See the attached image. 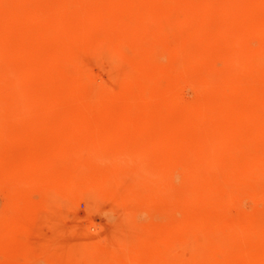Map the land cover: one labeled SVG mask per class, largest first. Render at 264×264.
I'll use <instances>...</instances> for the list:
<instances>
[{"label":"rangeland","instance_id":"374dc122","mask_svg":"<svg viewBox=\"0 0 264 264\" xmlns=\"http://www.w3.org/2000/svg\"><path fill=\"white\" fill-rule=\"evenodd\" d=\"M156 47L166 55H148ZM205 52L210 63L198 58ZM263 64L264 0H0V264L263 262L264 236L245 226L263 222L264 199L231 203L225 215L203 208L251 186L241 171L264 175L256 165L264 157ZM206 76L209 86H201ZM30 153L41 173L24 189L14 174ZM161 179L167 184L155 185ZM156 191H167V215ZM195 218L205 228L214 219L213 231L177 225Z\"/></svg>","mask_w":264,"mask_h":264},{"label":"bare ground","instance_id":"6f19581e","mask_svg":"<svg viewBox=\"0 0 264 264\" xmlns=\"http://www.w3.org/2000/svg\"><path fill=\"white\" fill-rule=\"evenodd\" d=\"M47 8V7H46ZM48 17V16H47ZM152 17V16H151ZM180 22V21H179ZM181 22H182V20H181ZM180 22V23H181ZM243 23V22H242ZM262 23V22H261ZM132 25V24H131ZM223 25V24H222ZM222 27V26H221ZM257 27V26H256ZM262 27V26H261ZM39 28V27H38ZM251 28H252V25H251ZM257 29H258V27H257ZM254 30L255 31V34H256V32L258 33H261L262 31L261 30ZM206 32V31H205ZM248 33V32H247ZM252 34H253V32H252ZM92 35V34H91ZM128 35V34H127ZM219 35V34H218ZM99 36V35H98ZM213 36V35H212ZM216 37V36H215ZM40 38V37H39ZM39 38H37V39H39ZM30 39V38H29ZM89 40V39H88ZM108 40V39H107ZM37 41H39V40H37ZM50 41V40H49ZM249 41V40H248ZM262 41V40H261ZM29 42V41H28ZM217 42V41H216ZM49 43V42H48ZM105 43V42H104ZM106 45V44H105ZM46 46V45H45ZM105 47V46H104ZM119 47V46H118ZM126 47V46H125ZM213 47V46H212ZM243 48V47H242ZM248 48H249V46H248ZM43 49V48H42ZM112 49H113V47H112ZM116 50V49H115ZM198 50V49H197ZM183 51V50H182ZM214 51V50H213ZM242 52H243V49L241 50ZM192 52V51H191ZM94 53V52H93ZM239 53H241V52H239ZM148 55H152V57H154V56H158V57H163L164 55H166V53H165V48L164 49H162V48H159V47H156V48H152L151 50H150V54H148ZM214 55V54H213ZM232 55V54H231ZM241 55V54H240ZM192 56V55H191ZM196 56L198 57V55L196 54ZM215 56V55H214ZM95 57V56H94ZM120 57V56H119ZM236 57V56H235ZM234 57V59H236ZM237 57H238V55H237ZM143 58V57H142ZM151 58V57H150ZM188 58H190V60H191V57L190 56H188ZM193 58V57H192ZM195 58V57H194ZM200 60L203 58L204 59V61H205V59L206 58H208L209 59V63H210V54H208V52L206 53L205 52V54H204V56H202V55H199V57H198ZM232 58V57H231ZM230 58V59H231ZM243 58V57H242ZM49 59V58H48ZM59 59V58H58ZM134 59V58H133ZM196 59V58H195ZM202 59V60H203ZM208 59H207V61H208ZM229 59V58H228ZM233 59V58H232ZM231 59V60H232ZM237 59H239V58H237ZM54 60V59H53ZM201 60V61H202ZM241 60V59H240ZM80 61V60H79ZM197 61V60H196ZM239 61V60H238ZM257 61V60H256ZM256 61H255V63L254 62H249L250 64H249V66H254V65H256ZM260 61V60H259ZM120 62V61H119ZM195 62V61H194ZM79 63V62H78ZM190 63V62H189ZM237 63V62H236ZM208 64V63H207ZM211 65V64H210ZM248 64H246V66H247ZM257 65H258V63H257ZM208 66V65H207ZM206 66V67H207ZM262 66V68H261V70H263L264 71V64L263 65H261ZM7 67H9V66H7ZM208 67H210V66H208ZM216 67V66H215ZM67 68V67H66ZM242 68V67H241ZM245 68V67H244ZM248 68H250V67H246V69H248ZM257 68V67H256ZM55 69V68H54ZM72 69V68H71ZM209 69V68H208ZM211 69V68H210ZM236 69V68H235ZM240 69V68H239ZM213 70H215V69H213ZM249 70V69H248ZM251 70V69H250ZM136 71V70H135ZM64 72V71H63ZM211 72H212V70H211ZM247 72H249V71H247ZM251 72V71H250ZM16 73V72H15ZM19 73V72H18ZM52 73V72H51ZM129 73V72H128ZM127 73V74H128ZM206 73V72H205ZM41 74V73H40ZM73 74V73H72ZM160 74V73H159ZM210 74V73H209ZM234 74V73H233ZM70 75V74H69ZM199 75H201V74H199ZM205 75V74H204ZM218 75V74H217ZM238 75V74H237ZM115 76V75H114ZM210 76V75H209ZM263 76V75H262ZM261 76V77H262ZM158 75H156L155 77H152V78H149L148 80H145L144 81V89H142L143 91V93L145 94L146 92H148V90H150L149 89V87L151 86V84L154 82V81H157L158 80ZM224 77H225V75H224ZM238 77V76H237ZM264 77V76H263ZM199 78V77H198ZM209 77L208 76H206V77H204L203 79H200L201 81H200V85L201 86H209L208 84H209V79H208ZM225 78H227V77H225ZM224 78V79H225ZM229 78V77H228ZM234 78V77H233ZM44 79V78H43ZM135 79V78H134ZM217 79V78H216ZM221 79H223V78H221ZM3 80V79H2ZM136 80V79H135ZM227 80V79H226ZM235 80V79H234ZM262 81H264V79L262 78L261 79ZM245 81V80H244ZM53 82V81H52ZM131 82V81H130ZM157 82H160V81H157ZM178 82V81H177ZM227 82V81H226ZM248 82V81H247ZM128 83V82H127ZM246 83V82H245ZM48 84V83H47ZM217 84V83H216ZM219 84H220V82H219ZM237 84V83H236ZM244 84V83H243ZM254 84V83H253ZM191 85V84H190ZM218 85V84H217ZM231 85V84H230ZM241 85V84H240ZM48 86V85H47ZM236 86V85H235ZM193 87H194V85H193ZM228 87V86H227ZM249 87V86H248ZM254 88V87H253ZM260 88V87H259ZM8 89V88H7ZM198 89V88H197ZM230 89V88H229ZM244 89V88H243ZM257 89V88H256ZM14 90V89H13ZM250 90H252V88L250 89ZM249 90V92H251ZM258 90V89H257ZM260 90V89H259ZM259 90H258V92H259ZM254 91V90H253ZM256 91V90H255ZM262 91V90H261ZM9 92V91H8ZM23 92V91H22ZM46 92V91H45ZM248 92V91H247ZM247 92H244V93H247ZM7 94V93H6ZM29 94V93H28ZM143 94V95H144ZM260 94V93H259ZM171 95V94H170ZM176 95V94H175ZM248 94H246V96H247ZM249 95H250V93H249ZM256 95H257V92H256ZM10 96V95H9ZM228 96V95H227ZM261 95H259L258 97H260ZM250 97H253V96H250ZM256 97V96H255ZM257 97V98H258ZM241 98H243V97H241ZM34 99V98H33ZM37 99V98H36ZM230 99V98H229ZM244 99V98H243ZM260 99V98H259ZM225 101V100H224ZM223 101V102H224ZM246 101V100H245ZM178 102V99L176 98V96H173V98L170 100V105L168 106V108L170 109V110H175V105H176V103ZM232 102V101H231ZM226 104V103H225ZM15 106H16V104H15ZM166 106V105H165ZM220 106H222V105H220ZM247 106V105H246ZM213 107V106H212ZM218 107V106H217ZM261 107V106H260ZM260 107H259V109H260ZM263 107V106H262ZM262 107H261V109H262ZM4 108V107H3ZM197 108V107H196ZM236 108H238V107H236ZM241 108V107H240ZM264 108V107H263ZM88 109V108H87ZM194 110H195V107L193 108ZM192 109V110H193ZM260 109V110H261ZM211 110V109H210ZM247 110V109H246ZM256 110V109H255ZM263 110V109H262ZM185 111V110H184ZM222 111V110H221ZM237 111V110H236ZM193 112V111H192ZM191 112V113H192ZM239 112V111H238ZM248 112V111H247ZM250 112V111H249ZM185 113V112H184ZM213 113V112H212ZM235 113V112H234ZM245 113V112H244ZM17 114V113H16ZM248 114V113H247ZM251 114V113H250ZM254 114V113H253ZM252 114V115H253ZM257 114V113H256ZM198 115H199V113H198ZM249 115V114H248ZM127 116V115H126ZM131 116V115H130ZM244 116H245V114H244ZM247 116V115H246ZM159 117V116H158ZM242 117V116H241ZM198 118V117H197ZM200 119H201V117H200ZM198 120V119H197ZM253 120V119H252ZM262 121V120H261ZM39 122V121H38ZM123 122V121H122ZM181 122V124H184L182 121H180ZM200 122H202V121H200ZM229 122V121H228ZM125 123V122H124ZM130 123V122H129ZM41 124V123H40ZM127 124V123H126ZM129 125V124H128ZM262 125H263V127H264V121L262 122ZM261 125V126H262ZM185 126V125H184ZM193 127V126H192ZM33 128H35L36 129V126L34 125L33 126ZM50 128V127H49ZM68 128V127H67ZM120 128V127H119ZM123 128V127H122ZM156 128V127H155ZM154 128V129H155ZM176 128V127H175ZM257 127H255V129H256ZM113 129H115V128H113ZM125 129H129V128H125ZM77 130V129H76ZM122 130V129H121ZM120 130V131H121ZM194 130V129H193ZM253 130V128L251 129V131ZM259 130V131H258ZM258 134H260V137H264V128L262 129H259L258 128ZM68 131V130H67ZM81 131H83V130H81ZM108 131V130H107ZM241 131V130H240ZM249 131V130H248ZM248 131H246L247 132V134L250 132H248ZM109 132H111L110 130H109ZM108 132V133H109ZM242 132H243V130H242ZM245 132V131H244ZM108 133H107V135H108ZM169 133V132H168ZM241 133V132H240ZM23 134V133H22ZM66 134V133H65ZM104 134V133H103ZM244 134V133H243ZM246 134V135H247ZM250 134V133H249ZM254 134V133H253ZM252 134V135H253ZM62 135V134H61ZM81 135V134H80ZM56 136V135H55ZM82 136V135H81ZM102 136V135H101ZM243 136V135H242ZM53 137V136H52ZM52 137L50 136V140H52ZM70 137V136H69ZM83 137H85V135H83ZM103 137V136H102ZM167 137H169L168 135H167ZM213 137V136H212ZM245 137H248V136H245ZM250 137V136H249ZM72 138V137H71ZM79 138V137H78ZM90 138V137H89ZM106 140H104L103 138H102V140H104V141H101L99 144H103V142H107V140H108V137L106 136ZM164 138V137H163ZM34 139V138H33ZM53 139H54V137H53ZM81 139L83 140L84 138H82L81 137ZM80 138H79V140H81ZM88 139V138H87ZM91 139V138H90ZM97 139H100V138H95V141L97 140ZM209 139V138H208ZM219 139V138H218ZM242 139V138H241ZM241 139H240V141H241ZM250 139L251 138H249V141H250ZM39 140V139H38ZM62 140H64V139H62ZM65 140H67L66 138H65ZM74 140V139H73ZM72 140V141H73ZM77 140V139H76ZM75 140V141H76ZM81 140V141H82ZM244 140V139H243ZM256 140V139H255ZM61 141V140H60ZM68 141V140H67ZM84 141H87V140H84ZM218 141V140H217ZM245 141V140H244ZM70 143H71V140L69 141ZM222 142V141H221ZM220 142V143H221ZM60 143V142H59ZM69 143V144H70ZM238 143V142H237ZM251 143V142H250ZM66 144V143H65ZM68 144V143H67ZM101 144V145H102ZM241 144H243V143H241ZM241 144H236L237 146H239V145H241ZM94 146V145H93ZM97 145L95 144V146L94 147H96ZM236 146V147H237ZM243 147H245L244 145H242ZM55 147V146H54ZM58 147V146H57ZM56 147V148H57ZM65 147H67V146H65ZM206 147V146H205ZM214 147V146H213ZM63 148H64V145H63ZM240 148V147H239ZM61 149V148H60ZM28 150V149H27ZM50 150V149H49ZM54 150H56V149H54ZM69 150V149H68ZM215 150V149H214ZM62 151V150H61ZM35 152V151H34ZM57 152V151H56ZM59 152V151H58ZM64 152V151H63ZM62 152V153H63ZM182 152V151H181ZM39 153V152H38ZM83 153H85V152H83ZM88 153H90V151L88 152ZM88 153H86V156H87V154ZM149 153V152H148ZM31 155H29V158L24 162V166H23V168L21 167V169L19 170V171H17L16 172V174H14L15 175V180L18 182V183H21V184H23L24 186H25V188L24 189H27L29 186H30V188L32 189V187H34V186H36V185H38L37 183H38V174H39V172H40V167H39V164H38V162H37V160H34L31 156H32V153H30ZM57 154V153H56ZM59 154V153H58ZM57 154V155H58ZM69 154H71V153H69ZM150 154V153H149ZM209 154H211V152L209 153ZM28 155V154H27ZM33 155H35V154H33ZM72 156H74V154H71ZM89 155V154H88ZM140 155V154H139ZM175 155V154H174ZM212 155V154H211ZM232 155H233V153H232ZM239 155V154H238ZM51 156V155H50ZM61 156H62V154H61ZM61 156L59 155V157H60V159H61ZM65 156V155H64ZM63 156V157H64ZM66 156H67V153H66ZM65 156V157H66ZM98 156V155H97ZM164 157H162L163 159L165 158L166 159V157L168 156V155H166V157H165V155H163ZM48 157H49V154H48ZM64 157V158H65ZM85 157V156H84ZM84 157H81L82 159H84ZM91 156H89V158H90ZM95 157V156H94ZM154 157V156H153ZM208 157H210V156H208ZM207 157V158H208ZM227 157V156H226ZM233 157H236V156H233ZM43 158V157H42ZM64 158H62L61 160L62 161H64V160H66V159H64ZM70 158L71 157H69V160H70ZM88 158V159H89ZM91 158H93V157H91ZM91 158H90V160H91ZM97 158V157H96ZM98 158H100V157H98ZM159 158L160 159H162L160 156H159ZM159 158H154V159H159ZM213 158H214V156H213ZM232 158V157H231ZM237 158V157H236ZM241 158H243V157H241ZM56 159V158H55ZM94 159V158H93ZM164 159V161L165 162H167L168 161V159H167V161ZM203 159H205V157L203 156ZM235 159V158H234ZM251 159V158H250ZM254 159V161H255V159H256V157H254L253 158ZM67 160H68V158H67ZM84 160H86V158L84 159ZM202 160V159H201ZM208 160H210V158L208 159ZM235 160H237V159H235ZM246 160V162H247V158L245 159ZM61 161V162H62ZM78 161V159L76 158V161L75 162H77ZM159 161V160H158ZM232 161V160H231ZM231 161H230V163H231ZM244 160H242V162H243ZM253 161V160H252ZM17 162V161H16ZM57 162H59V160L57 161ZM70 162V161H69ZM79 162V161H78ZM81 162V161H80ZM83 162V161H82ZM91 162H93V161H91ZM234 162H236V161H234ZM240 162H241V160H240ZM43 163H45V162H43ZM97 163V162H96ZM95 163V164H96ZM159 163V162H158ZM168 163V162H167ZM229 163V164H230ZM233 163V162H232ZM239 163V162H238ZM255 163V162H254ZM254 163H252V164H254ZM63 164V163H62ZM148 164V163H147ZM162 164V163H161ZM160 164V165H161ZM177 164V163H176ZM189 164H192L191 162L190 163H188L186 166H185V168H184V171L183 172H188V169H189V167H190V165ZM204 164V163H203ZM228 164V163H227ZM228 164V165H229ZM244 164H245V161H244V163H243V166H244ZM16 165V164H15ZM168 165V164H167ZM170 165V164H169ZM174 165V164H173ZM235 165V164H234ZM234 165H233V169H234ZM241 166H242V164H240ZM248 165H249V162H248ZM256 165H260V167L261 166H263L264 167V157H259L258 158V161L256 162ZM101 166V165H100ZM156 166V165H155ZM240 166V169L242 168ZM245 166H246V164H245ZM244 166V167H245ZM253 167L255 166V164L254 165H252ZM43 167V166H42ZM141 167V166H140ZM146 167V166H145ZM161 167H162V169H163V165H161ZM161 167H159L160 169L158 170V171H160L161 170ZM171 168H172V166H170ZM192 167H194V165L192 164ZM231 167V166H230ZM248 168H249V166H247ZM76 168V167H75ZM156 168H157V166H156ZM232 168V167H231ZM87 169V168H86ZM116 169V168H115ZM131 169V168H130ZM139 169V168H138ZM165 169V168H164ZM175 169V168H174ZM250 169V168H249ZM105 170V169H104ZM147 170V169H146ZM150 170H151V168H150ZM154 170V169H153ZM239 170V169H238ZM246 170V169H245ZM257 170V169H256ZM95 171V170H94ZM103 171V170H102ZM165 171V170H164ZM174 171V170H173ZM173 171H172V173H173ZM13 172V171H12ZM107 172V171H106ZM105 172V173H106ZM112 172V171H111ZM121 172V171H120ZM123 172V171H122ZM134 172V171H133ZM144 172V171H143ZM154 173H153V175L155 174V171H153ZM163 171L161 170V173H162ZM175 172V171H174ZM245 172V171H244ZM243 171H241V174H240V178H242L243 179V182H242V184H245V183H248L249 182V184H250V181L252 180V182L253 183H251L252 185L251 186H248V188H240V187H237L238 189H232V190H227L225 193H224V195L216 202V203H214V204H209L210 206L211 205H213V206H211V209L210 208H208V206L207 205H205V207L203 206V208H204V213L205 212H209V210L210 211H214V210H216V211H221L222 213L221 214H226V212H227V208H229L228 206H230V204L232 203V204H234L235 202L237 203V202H239V204L241 205V206H243V202L245 201V200H251L252 202H260V201H262L263 199H264V189L263 188H257V184H255L256 183V181H254V180H263L264 181V175H262V176H259V175H257V176H253L252 174H254V173H251V171L249 170H247L245 173H244ZM6 173V172H5ZM41 173V172H40ZM138 174H139V172H137ZM141 173V172H140ZM160 173V172H159ZM166 173H168V171L166 172ZM182 173V172H181ZM232 173V172H231ZM50 174V173H49ZM108 174V173H107ZM118 174V173H117ZM121 174V173H120ZM137 174V175H138ZM146 174H147V172H146ZM151 174V173H150ZM163 174V173H162ZM176 174V173H175ZM174 174V175H175ZM183 174H185V173H183ZM232 174H234V173H232ZM111 175V174H110ZM132 175H134V174H132ZM164 175V174H163ZM162 175V176H163ZM170 175H171V173H170ZM173 175V174H172ZM178 175V174H177ZM177 175H176V177H177ZM255 175V174H254ZM140 176V175H139ZM141 176H143V174L141 175ZM161 176V174H160V178L162 177ZM165 176V175H164ZM182 176V175H181ZM227 176V175H226ZM235 176V175H234ZM50 177V176H49ZM92 177V176H91ZM99 177V176H98ZM105 177V176H104ZM120 177V176H119ZM122 177V176H121ZM124 177V176H123ZM137 177V176H136ZM145 177H147V176H145ZM149 177H151V178H149V180L150 179H153L154 177H152V175H150ZM5 178H6V176H5ZM44 178V177H43ZM102 178V177H101ZM100 178V179H101ZM106 178H107V176H106ZM143 178V177H142ZM142 178H141V180H142ZM160 178H159V176H158V179L160 180ZM164 178V177H163ZM192 178V177H191ZM9 179V178H8ZM109 179H111V180H113V179H115V177L114 176H112V177H109V178H107V179H105V180H109ZM157 179V178H156ZM173 179H175V178H173ZM178 179V178H177ZM177 179H176V181H177ZM46 180V179H45ZM84 180V179H83ZM103 180V179H102ZM120 180H121V178H120ZM130 180V179H129ZM162 181H156L155 180V185L157 184V186H161V184H160V182L161 183H163L162 185L164 186V184L166 185L167 184V181H166V183H164L163 182V179H161ZM165 180H166V178H165ZM164 180V181H165ZM213 180V179H212ZM211 180V181H212ZM97 181V180H96ZM110 181V180H109ZM134 181V180H133ZM143 181V180H142ZM151 181V180H150ZM211 181H210V183H211ZM241 181V180H240ZM46 182V181H45ZM85 182V181H84ZM126 182V181H125ZM158 182V183H157ZM189 182V181H188ZM209 182V181H208ZM261 182V181H260ZM90 183V182H89ZM114 183V182H113ZM123 183V182H122ZM143 183V182H142ZM149 183H151V182H149ZM214 183H216V182H214ZM83 184V183H82ZM110 184V183H109ZM124 184V183H123ZM141 184V183H140ZM97 185H99V184H97ZM113 185V184H112ZM111 185V186H112ZM143 185V184H142ZM180 185V184H179ZM210 185V184H209ZM24 186H22V187H24ZM27 186V187H26ZM89 186V185H88ZM147 186V185H146ZM168 186V185H167ZM170 186V185H169ZM168 186V187H169ZM181 186V185H180ZM85 187V186H84ZM152 187H153V184H152ZM29 188V189H30ZM139 188V187H138ZM143 188V187H142ZM148 188H150V186H149V184H148ZM155 188V187H154ZM235 188V187H234ZM33 189H35V188H33ZM162 189V188H161ZM164 189V188H163ZM162 189V190H163ZM165 189H167V187H165ZM118 190V189H117ZM117 190H116V192H117ZM131 190V189H130ZM162 190H160L161 192H163ZM169 190V189H168ZM80 191V190H79ZM81 191H83V190H81ZM105 191H106V189H105ZM119 191H120V189H119ZM141 191V189L137 192V193H139ZM159 191V192H160ZM28 192V191H27ZM149 193H150V191H148ZM154 192V191H153ZM159 192L157 193V191H156V193H155V200L156 201H158V203L160 202V200H162V202H163V204L165 203L166 204V202H168V194H167V191H165L164 192V195H162V193H160L159 194ZM26 193V192H25ZM119 193H121V191L119 192ZM148 193V194H149ZM171 193V192H170ZM221 193H223V191L221 192ZM242 193V194H241ZM72 194H73V192H72ZM159 194V195H158ZM218 194V193H217ZM29 195V194H28ZM124 195V194H123ZM150 195V194H149ZM148 195V196H149ZM198 195H200V193L198 194ZM197 195V196H198ZM201 195H202V193H201ZM19 196V195H18ZM111 196V195H110ZM120 196V195H119ZM139 196V195H138ZM178 196V195H177ZM177 196H176V198H177ZM151 197H153V196H151ZM199 197H201V196H199ZM210 197H211V195H210ZM224 197V198H223ZM125 198V197H124ZM148 198V197H147ZM181 197H179V199H180ZM197 198L198 197H196V200H197ZM202 198V197H201ZM217 198V197H216ZM144 199V198H143ZM149 200H150V198H148ZM187 199V198H186ZM203 199H205V196H203ZM214 198H210L209 200H213ZM126 200H127V197H126ZM132 200V199H131ZM185 200V199H184ZM193 200V197L192 198H189L188 200H185L187 203V205L189 206V203L190 202H193L192 201ZM215 200V199H214ZM121 201V200H120ZM127 201H129V200H127ZM140 201V200H139ZM148 201V200H147ZM146 201V202H147ZM170 201V200H169ZM185 201H184V203H185ZM206 201V200H205ZM136 202V201H135ZM195 202V201H194ZM120 203V202H119ZM139 203V202H138ZM157 202H156V204H158ZM243 203V204H242ZM162 204V203H161ZM162 204V205H163ZM165 204L163 205V206H161V207H163L162 209H165L166 208V206H165ZM168 205H169V203H167ZM196 204V203H195ZM127 205V204H126ZM136 205H137V203H136ZM177 205V204H176ZM15 206V205H14ZM165 206V207H164ZM209 206V207H210ZM150 207V206H149ZM159 207V206H158ZM172 206L170 205V208H171ZM176 207V206H175ZM182 207V206H181ZM16 208V207H15ZM14 208V209H15ZM168 209V208H167ZM191 209V208H190ZM16 210V209H15ZM19 210H21V208L19 209ZM151 209H149L148 211H150ZM166 210V209H165ZM170 210V209H169ZM169 210H166L167 211V213H166V215L168 214V211ZM242 210H244V209H242ZM164 211V210H163ZM171 211V210H170ZM147 212V211H146ZM158 212H159V210H158ZM200 212V211H199ZM243 212V211H242ZM17 213H19V212H17L16 211V214ZM161 213V212H160ZM189 213V212H188ZM248 213V212H247ZM247 213H245L244 212V214H247ZM27 214V213H26ZM30 214V213H29ZM217 214H219V213H217ZM220 214V215H221ZM249 214V213H248ZM11 215V214H10ZM165 215V216H166ZM203 215V214H202ZM213 215V214H212ZM3 216V215H2ZM199 216H201V215H199ZM203 216H205V215H203ZM208 216H209V218H210V214H208L207 215V218H208ZM214 216H215V213H214ZM214 216H213V218H214ZM222 216V215H221ZM227 216V215H226ZM247 216V215H246ZM194 217V216H193ZM212 217V216H211ZM220 217V216H219ZM163 218V217H162ZM201 218V217H200ZM206 217H204V219H205ZM208 218V219H209ZM213 218H211L209 221H212V219ZM226 218H228V216L226 217ZM215 219V218H214ZM213 219V221L212 222H214L215 220ZM221 218H219V220H220ZM165 220H166V218H165ZM164 220V221H165ZM173 220V219H172ZM197 220L198 219H194V220H190V221H183V222H179L177 225H179V226H181V225H192V226H201L202 228H205L204 226H202V223H201V221H198L197 222ZM201 220V219H200ZM203 220V219H202ZM218 220V219H217ZM226 220V219H225ZM229 220V219H228ZM248 220H249V218H248ZM251 220V219H250ZM249 220V221H250ZM254 220V219H253ZM260 220V219H259ZM0 221H2V220H0ZM208 221V222H209ZM256 221V220H255ZM211 222V223H212ZM218 222V221H217ZM223 222V221H222ZM221 222V223H222ZM245 222V221H244ZM162 223V222H161ZM211 223H210V227H211ZM214 223H216V222H214ZM219 223V222H218ZM220 223V224H221ZM235 223V222H234ZM237 223V222H236ZM247 223V222H246ZM205 224V222H204V220H203V225ZM207 224V223H206ZM205 224V225H206ZM209 224V223H208ZM220 224H219V226H220ZM222 224H224V223H222ZM222 224H221V226H222ZM237 224H239V223H237ZM250 225H244L245 227H247V229H248V227H251V229L252 228H254V230L256 231V232H258V233H260V234H262L263 236H264V220H263V222H260V223H254L253 221H250V223H249ZM169 225V224H168ZM167 225V226H168ZM216 225V224H215ZM171 226H173V225H171ZM220 226V227H221ZM240 226H241V224H240ZM239 226V227H240ZM169 227V226H168ZM200 227V228H201ZM210 227H208V228H210ZM216 227H217V229H218V224L216 225ZM219 227V228H220ZM224 227H227V226H225L224 225ZM238 227V228H239ZM208 228H205V229H208ZM213 228V227H212ZM228 228H229V226H228ZM17 229V228H16ZM197 229H199V227L197 228ZM216 228H215V230H214V232H219V231H221V230H217ZM226 229V228H225ZM241 229V228H240ZM244 229V228H243ZM242 229V230H243ZM250 228L248 229V231L249 230H251ZM166 230H168V229H166ZM210 230H211V228H210ZM217 230V231H216ZM236 230V229H235ZM234 230V231H235ZM238 230V229H237ZM208 231V230H207ZM211 231H213V230H211ZM244 231V230H243ZM247 231V230H246ZM245 231V232H246ZM247 231V232H248ZM214 232H212L213 234H214ZM217 232V233H218ZM236 232V231H235ZM253 232V231H252ZM150 233V232H149ZM212 233H209L210 235H209V237H213V240H214V236L212 235ZM237 233V232H236ZM239 233V232H238ZM254 233V232H253ZM256 235H258L257 233H255ZM153 235V234H152ZM163 235V234H162ZM166 235V234H165ZM215 235H217L216 233H215ZM219 235V234H218ZM252 235V234H251ZM250 235V236H251ZM254 235V234H253ZM255 235V236H256ZM216 238V237H215ZM264 238V237H263ZM263 238H262V240H263ZM217 239V238H216ZM257 239H258V236H257ZM257 239H256V242H257ZM251 240V239H250ZM259 240V239H258ZM141 241V240H140ZM228 241V240H227ZM226 241V242H227ZM241 241H243V240H241ZM139 242V241H138ZM161 242H164V241H161ZM161 242H160V244H161ZM225 242V241H224ZM225 242V243H226ZM233 242H235V241H233ZM237 242V241H236ZM239 242V241H238ZM251 242V241H250ZM263 243V245H264V242H262ZM137 244V243H136ZM164 244H166L165 242H164ZM222 244H224V243H222ZM240 244H242V243H240ZM239 244V245H240ZM245 244V243H244ZM258 244V243H257ZM256 244V245H257ZM260 244V243H259ZM135 245V244H134ZM167 245V244H166ZM246 245V244H245ZM248 245V244H247ZM138 246V245H137ZM136 246V247H137ZM159 246V245H158ZM161 246V245H160ZM218 246V245H217ZM241 246H243V245H241ZM252 245H251V243H250V247H251ZM219 247V246H218ZM240 247V246H239ZM246 247V246H245ZM259 247H261V244H260V246ZM160 248H162V247H160ZM242 248V247H241ZM256 248V247H255ZM262 248V247H261ZM245 249V248H244ZM259 249V248H258ZM145 250H146V248H145ZM214 250V249H213ZM248 250V249H247ZM256 250H257V248H256ZM261 250V249H260ZM59 251V250H58ZM219 254H222V250L221 249H219ZM242 250L240 249V252H241ZM249 251V250H248ZM248 251H247V253H248ZM133 252V251H132ZM236 252V251H235ZM234 252V256H236V253ZM239 252V253H240ZM258 252V251H257ZM260 252V251H259ZM243 252H241V254H242ZM246 253V252H245ZM245 253H243V256H245ZM247 253H246V256H247ZM70 254V253H69ZM249 254L250 255H252V253H250L249 252ZM257 254V253H256ZM223 255V254H222ZM261 255H263L262 253L260 254V256ZM243 256H242V258H243ZM259 256V257H260ZM59 257V256H58ZM264 257V256H263ZM234 258V257H233ZM255 258L256 257H254L253 258V260L254 261H256L255 260ZM235 259H237V258H235ZM245 259V258H244ZM257 259V258H256ZM260 259V258H259ZM258 259V260H259ZM264 259V258H263ZM249 260V259H248ZM257 260V261H258ZM262 260H259V262L260 263H258V264H264V261L263 262H261ZM257 263V262H256ZM247 264H249V263H247ZM250 264H251V262H250ZM253 264V263H252Z\"/></svg>","mask_w":264,"mask_h":264}]
</instances>
